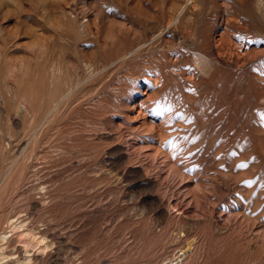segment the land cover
I'll return each mask as SVG.
<instances>
[{
	"label": "rangeland",
	"instance_id": "374dc122",
	"mask_svg": "<svg viewBox=\"0 0 264 264\" xmlns=\"http://www.w3.org/2000/svg\"><path fill=\"white\" fill-rule=\"evenodd\" d=\"M169 259L264 264V0H0V264Z\"/></svg>",
	"mask_w": 264,
	"mask_h": 264
},
{
	"label": "bare ground",
	"instance_id": "6f19581e",
	"mask_svg": "<svg viewBox=\"0 0 264 264\" xmlns=\"http://www.w3.org/2000/svg\"><path fill=\"white\" fill-rule=\"evenodd\" d=\"M162 264H178V262H177V260L176 261H172L171 259H169L168 261H166V262H164Z\"/></svg>",
	"mask_w": 264,
	"mask_h": 264
}]
</instances>
